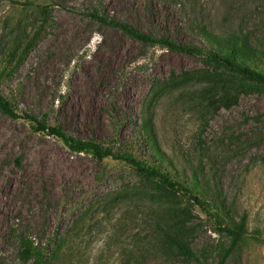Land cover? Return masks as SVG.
I'll return each instance as SVG.
<instances>
[{"label": "rangeland", "instance_id": "1", "mask_svg": "<svg viewBox=\"0 0 264 264\" xmlns=\"http://www.w3.org/2000/svg\"><path fill=\"white\" fill-rule=\"evenodd\" d=\"M35 1L52 6L48 22L27 0H0V50L40 32L0 92L20 111L139 158L153 156L141 131L148 110L169 168L196 171L209 200L246 219L248 235L225 257L230 238L189 196L0 111V264H34L21 257L22 237L48 254L60 249L52 264H200L164 245L161 231L172 225L202 262L264 264V86L87 15L100 10L190 45L205 43L198 29L206 26L264 48V0ZM215 79L238 88L229 107L198 99Z\"/></svg>", "mask_w": 264, "mask_h": 264}, {"label": "trees", "instance_id": "2", "mask_svg": "<svg viewBox=\"0 0 264 264\" xmlns=\"http://www.w3.org/2000/svg\"><path fill=\"white\" fill-rule=\"evenodd\" d=\"M26 3L35 12H42L44 22H48L52 6L40 4L35 0H27ZM87 15L102 25L120 29L130 38L145 45L159 44L172 52L203 57L208 63L223 66L231 72L238 73L264 86V48L254 46L248 36L221 34L206 26H201L198 33L205 43L190 45L177 41L169 35L156 36L130 22L100 10L88 12ZM39 33V31H36L32 38L22 39V41L13 38L10 45L2 47L0 50V55L3 57L0 81L14 72L24 62ZM218 80H211L209 84H204L203 88L198 91V99L203 101L205 96H211L214 99L217 97L221 104L229 107L231 103L238 99V88L231 90L232 85L230 83ZM0 111L13 119L29 121L35 131L62 140L73 152L92 155L98 161L113 158L126 162L146 180L156 181L164 189L181 192L189 196L196 205L216 220L219 231L226 233L230 238L231 245L225 257L246 239L248 235L246 219L237 220L234 216H230L225 201L209 200L203 187V180L196 171H193L191 175H187L169 168L168 163L171 160L162 149L155 124L148 110L145 111L141 124V131L145 135L147 147L153 154L152 157L148 158H139L131 152L115 151L111 146H106L96 139L75 137L66 132L60 124H50L47 114L40 117L35 113L20 111L18 106L2 92H0ZM182 231L179 225H172L163 229L161 231L163 235L161 236L164 245L189 260H196L200 264H208L198 258L191 246L184 240ZM64 240L65 238H62V241ZM21 242L24 245L21 257L26 261L33 260L34 264H52L60 250L57 249L48 254L46 248L36 245V242L29 240V238L22 237ZM220 264H223V262Z\"/></svg>", "mask_w": 264, "mask_h": 264}]
</instances>
